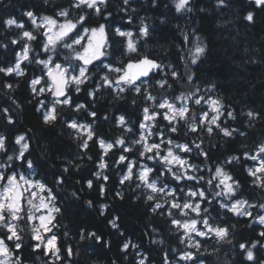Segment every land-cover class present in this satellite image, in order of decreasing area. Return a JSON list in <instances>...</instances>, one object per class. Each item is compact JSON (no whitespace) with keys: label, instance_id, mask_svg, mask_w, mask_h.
<instances>
[{"label":"trees","instance_id":"1","mask_svg":"<svg viewBox=\"0 0 264 264\" xmlns=\"http://www.w3.org/2000/svg\"><path fill=\"white\" fill-rule=\"evenodd\" d=\"M71 0H2L0 2V66H9L16 61L17 50L25 41L11 44L12 39H18L22 30L14 26L8 28L4 21L15 18L24 24V30L33 31L37 36L31 42L30 59L21 64L24 70L23 76H4L0 73V109L7 108L13 117L14 123L9 124L4 113L0 112V136L7 137L8 154H15L18 145L14 140L17 135L24 134L28 137L30 144L26 158L33 161L30 169L36 180L46 184L52 189L56 197L54 205L60 208L55 213L52 228L57 235V247L61 249V260L56 264H138L145 256V264H176L183 260L179 256L185 251L196 252L195 248L187 247L181 243L182 231H177L171 224L170 218L159 209L152 211L154 202H146L145 193L148 189L137 188L139 181L135 175L131 181L124 184L120 180L126 174L125 163H117L121 154L136 160L138 163L140 145H134L130 152L122 153L119 146L114 147L104 157L108 167L103 174L108 180L97 179L95 172L98 168L103 150L100 148L96 137L103 138L107 142H114L118 137L125 139L126 144L138 139L139 125L142 122L143 108L150 107L152 101H145L143 95H137L133 91H126L123 100L114 99L111 89L104 88L96 93L93 99L88 95L98 81V69L95 70L91 79L81 85V91L76 92L75 86L71 84L66 92L71 96L73 104H85L87 107L79 112L73 111L67 106H58L59 113L57 121L52 125H45L42 121V111L38 112V101L40 97L32 93L30 83L33 78L40 77L45 69L43 65L35 63V59H45L41 53V45L44 37L41 35L42 28L36 29L28 17L23 15L26 11H32L36 17H55L61 8H69ZM227 7H217L216 0H192V12L177 13L172 0H157L153 5L152 0H130L129 5H124L123 0H108L106 6H101L102 16L91 15L86 27L106 25L107 41L110 47L107 49L109 55L105 62H113L122 66L129 59H137V53L125 54L126 37L116 35L114 29L132 31L135 35L133 40L137 44L140 57L147 56L157 59L165 66L164 71L170 72L171 68L181 73V79L174 81L169 76V82L173 89L159 88L156 81L163 73L152 72L142 85L157 101L165 97H174L180 93L185 95L196 92L197 96L210 95L218 98L224 105L222 111L225 115L220 117L223 127L237 128L246 133L245 136L234 134L232 138L224 137L218 130L212 136L201 131L199 134L185 136L184 129L179 134H170L167 124L162 117L157 116L153 122L154 133L164 131L166 136L177 142L185 141L191 143L195 140L208 152V158L198 156L194 150L189 157L191 163L202 169L201 176L205 181L209 179L217 165H222L233 178L238 181L240 188L236 199H245L252 204L264 203V189L255 186L253 177L248 175L247 169L254 162L245 159L244 153L254 154L257 145L264 142V8H258L252 0H226ZM122 9H126L123 11ZM135 9V11H133ZM80 10L72 9L71 19L75 20ZM254 13V22L249 23L244 19L247 12ZM107 13H111L107 19ZM131 19V23H129ZM141 19L149 27L147 37L139 36ZM163 21V22H162ZM189 36L185 43L183 35ZM199 37L200 44L206 46L205 53L200 56L196 64H191L189 53L194 51V41ZM6 45L7 47H4ZM65 53L61 51L60 58H54L56 62L67 63L63 60ZM71 55V53H68ZM181 57H184L182 60ZM75 64L76 61H71ZM99 62H97L98 64ZM185 73L193 74L192 82H188ZM119 74H111L115 80ZM5 83H11L13 90L4 87ZM139 83V82H138ZM47 97V94H45ZM133 100L136 101L133 104ZM15 101V103H13ZM193 112L199 115V108L193 101H188ZM19 105V107H17ZM260 113L259 119L249 121L245 115L248 111ZM90 111L97 113L93 118L88 115ZM157 111H161L157 109ZM233 112L236 119L227 118V112ZM123 115L127 121V127L131 132H125L117 124V118ZM107 116V119L104 117ZM76 120L79 123L91 124L96 136L89 141L88 149L80 148L81 140L76 138L75 131L69 129L65 121ZM252 125L251 127L249 125ZM153 140L156 139L154 135ZM141 151V150H140ZM1 155H5L0 153ZM182 155H185L182 153ZM232 156L239 157L230 164L225 160ZM91 157V159H89ZM150 167L157 170L160 165L155 161L144 158ZM25 169L26 163L20 160L12 162ZM76 165H79L77 168ZM64 168L69 171L65 173ZM207 169H212L209 172ZM134 173L137 171L134 168ZM153 177L154 174H153ZM264 177V175H262ZM62 179L63 183H57ZM92 180V188H88L87 181ZM162 181L176 188L177 184L170 176L161 177ZM205 181L196 184L195 181H183L179 187L208 189ZM104 185L103 194L100 186ZM216 191L212 188L209 191ZM75 193V195H73ZM120 195H117V194ZM183 199V197H181ZM157 200H164L157 196ZM89 201L90 208L85 202ZM106 205L103 214L101 206ZM202 207L210 209V215L215 218V223L228 226L230 235L228 239L231 244L217 242L215 237L202 240L201 253L198 259L203 264H264V238L258 233L264 231V226L253 222L251 217H238L226 210L219 209L218 203L213 201L211 205L203 204ZM264 209L253 208V217L261 215ZM175 212V210H173ZM118 218V219H116ZM182 219L183 216H176ZM190 218V217H189ZM110 221H114L118 227H113ZM24 224V222H21ZM234 225V228L232 227ZM251 225V226H249ZM23 246L20 250L23 264H37V256L42 258L43 263L48 259L43 256V249L33 251L32 246L36 243L32 239L30 228L25 224ZM81 231L87 236L95 232L101 237L100 241L95 238L80 240ZM67 233V235H65ZM196 239H200L196 237ZM162 241V242H161ZM260 241L253 249L255 261L245 259L244 253L239 249V243ZM11 246V242H8ZM125 243H129L128 250L122 251ZM132 244L137 247L133 249ZM72 249V256L67 255L66 249ZM207 248V252H204ZM214 249H218L213 253ZM209 253H213L209 255ZM190 263H193L189 261Z\"/></svg>","mask_w":264,"mask_h":264},{"label":"snow or ice","instance_id":"2","mask_svg":"<svg viewBox=\"0 0 264 264\" xmlns=\"http://www.w3.org/2000/svg\"><path fill=\"white\" fill-rule=\"evenodd\" d=\"M48 2L49 0H44L45 4ZM152 2L155 5L157 0H152ZM191 2L192 0H172L177 13L192 12ZM252 2L256 7L264 8V0H252ZM107 3L108 0H71L69 8H61L56 12L55 17L44 16L40 18V23H37V17L32 11H26L23 14L29 18L36 29H45L41 34L45 38L41 45V53L46 58L35 59V63L43 65L47 71L43 72L40 77L33 78L30 87L35 96H45L47 93L53 99H40L37 111H42V121L45 125H52L57 121L59 116L57 111L58 106H67L76 112L86 109L87 106L85 104H73L71 96L66 92V87L74 84L75 91L77 93L80 92V86L86 84L97 69L100 73L98 75L99 82L88 93L93 99L96 98V93L101 89L108 88L115 94L114 99L116 100H123L126 91H133L137 95H143L145 101H152L151 110L147 106L143 108L144 118L139 125L141 133L138 139L131 141L130 145L126 144L125 139L122 137H118L114 142H107L103 138L96 137L100 148L103 150V155L100 157L98 164V168L101 171L95 172L94 175L97 179L108 180V176L103 174V170L108 167L104 157L114 147L119 146L122 153H126L133 150L132 146L140 145L142 150L139 152V157L155 161L156 164L160 165V169L157 170L145 164H138L136 160H131L128 156L121 154L117 163L126 162L125 167L127 171L122 176L120 183L124 184L126 181H131L135 175L139 181L137 188L143 187L148 189V192L144 194L145 200L146 202H154L152 204L153 212L164 209L165 204H167L166 211L161 212V215L166 214L170 218L171 224L175 226V229L177 231L182 230L180 236L181 243H186L187 247L196 249V252H183L179 256V259L191 261L193 264H203V261L198 259V254L203 255L201 253L202 240L215 237L217 242L231 244L232 241L228 239L230 235L229 227L216 224L215 218L210 215V209L202 207V205H211L213 201H216L219 209L226 210L238 217H251L253 222H258L261 226H264V215L253 217L252 211H250V209L257 207L264 209V203L257 205L242 198L236 199L240 184L225 171L222 165H217L214 172H212V169H207L209 172H212V175L206 181L205 177L195 175V173L202 171V169L198 165L191 163L189 157L195 150L198 156L204 157L205 160L208 158V152L202 148V140L200 143H197L195 140L191 143L187 141L180 143L173 140L170 135L166 136L162 130L154 133L152 129L155 127V124L146 122H154L157 116H160L168 122V133L179 134L180 129L183 128L185 136L199 134L201 131L207 133L208 136H212L217 130L224 137L228 138H232L234 134L245 136L246 133L237 128L223 127L220 122V117L225 115L222 111L224 108L223 103L218 98H206L203 95L197 96L196 92H199L198 88L196 92L187 95L180 93L174 97H165L157 101L155 96L142 87L146 83V80H142L141 78H148L150 72L163 73L161 78L156 81V85L159 88L170 90L173 89V84L169 82V76L172 80L179 81L182 78L181 73L175 68H171L170 72H165V66L161 63L147 56L140 57L137 44L133 40L135 34L132 31H123L118 27L114 29L116 35L127 38L125 54L137 53L138 58L135 61L129 59L122 66L111 61L105 62V59L109 55L107 49L110 47L107 41L106 25L101 23L98 27H85V24L91 15L102 16L101 6H106ZM123 4L129 5L130 0H123ZM216 6L227 7L228 5L226 0H216ZM72 9L80 10L75 20L70 18ZM122 10L126 11V9ZM110 15L111 13H107V16H104V18L107 19ZM61 18L63 19L61 20ZM244 19L249 23H253L254 13L252 11L247 12ZM129 23H131V19H129ZM4 24L8 28L14 26L22 30V35L18 39H12L10 41L11 44L15 45L20 43V41L25 42L22 45V51L16 53V62L7 67L0 66V73L4 74V76H11L13 74L23 76L25 73L21 68V64L25 61L28 63L33 62L34 58L30 59V52L33 51L30 45L32 41L37 39V36L33 31L24 30V24L18 22L15 18H8L4 21ZM53 29L56 30L53 31ZM181 34L185 43H187L189 36L183 32ZM148 35L149 27L141 19L139 36L147 37ZM199 40L200 38L197 36L194 41V51L189 53L190 62L193 65L197 63V60L206 51V46L200 44ZM3 46L7 47L6 45ZM61 51L65 53L63 60L67 61V63H58L54 59L60 58ZM68 53H71V55H68ZM181 59L183 60L184 57H181ZM73 60L77 63H71ZM97 62L99 63L97 64ZM113 73L120 75H117L115 80H113L111 78V74ZM184 75L188 82H192L193 74L185 73ZM4 87L9 91L13 90L11 83H5ZM188 101H193L195 105H202V102L210 104L212 114L210 115L208 111H201L197 115L190 108ZM132 102L133 104L136 103L135 100ZM157 109L164 111H157ZM0 112L4 113L9 124L14 123L13 117L9 114L7 108L0 109ZM88 115L95 118L97 113L90 111ZM245 115L249 121L257 120L261 116L260 113L251 110ZM104 118L107 119V116ZM227 118L236 119L231 111L227 112ZM65 124L69 129L74 130L76 138L82 141L80 148L87 150L89 141H92L96 136L92 125L79 123L76 120H66ZM117 124L125 132L132 131L131 128L127 127V121L123 115L117 118ZM249 126L251 127L252 125L250 124ZM153 135L159 137V142H148V137ZM14 143L15 145H19L18 151L15 154H8L7 137L0 136V153L5 154L7 157L3 163H0V232L3 233L0 235V264H23L20 250L23 246V236L21 233L25 231V224L30 228L32 239L38 241V243L32 246L33 251L43 249L44 257L48 258L45 264H56L57 261L61 260V249L57 247L58 237L52 232V228L55 227V224H53L55 220L54 213H59L60 208L53 204L56 197L53 195L52 189L48 188L45 183L32 180L16 171H8L12 167L11 162L16 160L25 162L28 169H32L34 166L33 161L27 159L25 155L30 149L28 137L24 134L17 135ZM180 153L185 155H181ZM244 157L245 159L258 162L255 168H249L247 171L248 175L254 178L252 183L264 189V177L258 175L264 173V142L257 145L254 154L244 153ZM238 159L239 157L232 156L225 160L224 163L230 164L233 160ZM76 167L78 168L79 165H76ZM134 168L137 169L135 173L133 171ZM63 171L67 173L69 169L64 168ZM153 174L155 178H153ZM166 176H170L176 182V188L169 187L167 183L161 180V177ZM183 181H195L196 184L205 181L208 189L196 187L185 190L184 187H179ZM56 182L58 184L63 183V180L58 179ZM87 186L88 188H92V180L87 181ZM212 188L217 190L211 192L210 197L209 191ZM100 189L101 194H103V184H101ZM117 195L120 194L118 193ZM157 196L163 198L164 203L157 200ZM106 207V205L101 206L102 214ZM37 213H40V215H36ZM190 213H195L196 218L183 221L176 218L177 215L187 217ZM36 220L39 221L38 225L33 223ZM21 222H24V224ZM110 223L113 227H118L114 221H110ZM198 224L200 227L197 226ZM232 227L234 228V225ZM41 230H43V233H51V235L44 236ZM258 235L264 238V231H260ZM195 237H199L200 239H195ZM92 238H95L96 241L101 240V237L95 232H90L86 236L81 231V241ZM8 242H11L12 247L9 246ZM258 244H260V241H254L250 246L248 243H239V249L244 253L246 260L255 261L253 249ZM261 246L264 247V245ZM131 247L135 249L137 246L132 244ZM128 248L129 243H125L122 251L126 252ZM207 251V248H204V252ZM216 251L218 249H214L213 253ZM66 252L69 257L73 254L70 247L66 249ZM213 253H209V255ZM37 259L39 260L40 256H37ZM146 260L147 257L145 256L138 261V264H145Z\"/></svg>","mask_w":264,"mask_h":264},{"label":"rangeland","instance_id":"3","mask_svg":"<svg viewBox=\"0 0 264 264\" xmlns=\"http://www.w3.org/2000/svg\"><path fill=\"white\" fill-rule=\"evenodd\" d=\"M40 18H42V17H37V23H40L41 22V19ZM63 18H61V20H62ZM86 27V26H85ZM91 27H98V26H91ZM56 29H53V31H55ZM45 31V29L44 28H42V32H44ZM45 39V38H44ZM20 51H22V46H21V48L20 49H18L17 50V52H20ZM45 58H46V56H44ZM16 62V61H15ZM14 62V63H15ZM58 63H60V62H58ZM47 70L45 69V72H46ZM120 75V74H119ZM49 83H50V81H48ZM71 85V84H70ZM70 85H68L67 87H69ZM74 85V84H73ZM75 86V85H74ZM37 87H39V85H37ZM67 87H66V90H67ZM47 94V93H46ZM206 98H213V99H215L214 97H212V96H210V95H206L205 96ZM40 99H46V100H51V99H53V97H51V95L50 94H47V97H45V96H40ZM39 99V100H40ZM62 99V98H61ZM197 107L199 108V114L201 113V111H208L209 112V114L211 115L212 113H211V105L210 104H206V103H203L202 102V105H197ZM162 111H164V110H161V112ZM143 118H144V113H143V116H142V121H143ZM164 120V119H163ZM166 121V120H165ZM167 122V121H166ZM146 123H149V124H152L153 122H151V121H148V122H146ZM152 131H153V129H152ZM154 132V131H153ZM140 133H141V129H139V131H138V138H139V135H140ZM153 138H154V135L153 136H150V137H148V142L149 143H151V142H159V137L158 136H156V139L157 140H153ZM166 147V146H165ZM18 149H19V145H18ZM140 150H142L141 149V147H140V149L139 148H137V151L138 152H140ZM177 152H178V150H176ZM255 153V152H254ZM181 155H182V153H180ZM6 155H1L0 154V163H3L5 160H6ZM257 161H254L252 164H251V166H250V168H255L256 166H257ZM11 164H12V167H11V169H9L8 171H16V172H18V173H22V174H24L26 177H28V178H30V179H32V180H36L35 179V177H34V174L31 172V170L30 169H28L27 168V166H25V169H22L21 167H20V165H14L12 162H11ZM138 164H145V165H147V166H149L150 167V165L148 164V162H146L145 160H143V159H139L138 160ZM127 170V169H126ZM195 175H198V176H201V173L200 172H197V173H195ZM258 175H264V173H260V174H258ZM153 178H155V177H153ZM38 181V180H37ZM164 183H167L166 181H163ZM168 185H169V183H167ZM170 187V186H169ZM215 190H217V189H215ZM38 191V190H37ZM160 197V196H159ZM161 198V197H160ZM163 199V198H162ZM38 202V201H37ZM193 202H195V201H193ZM53 204H54V201H53ZM165 205H167V204H165ZM51 206V205H50ZM36 215H40V213H37ZM54 215H55V213H54ZM261 215H264V210L261 212ZM196 218L195 217V213H190L189 214V216H187V217H184L183 216V218L182 219H180V220H187V219H190V218ZM34 224H36V225H38L39 224V221L38 220H36V221H34L33 222ZM198 227H200V225L198 224L197 225ZM50 227H51V225H50ZM42 231V233H43V230H41ZM182 231V230H181ZM52 232H53V230H52ZM3 233L2 232H0V235H2ZM43 235L44 236H50L51 235V233H43ZM194 235V234H193ZM195 239H196V237H195ZM36 243H38V241H35ZM9 246L10 247H12L10 244H9ZM44 256V255H43ZM36 263L37 264H42L43 263V261H42V258H40L39 260L37 259L36 260ZM176 264H193V263H190L189 261H183V262H181V263H179V262H177Z\"/></svg>","mask_w":264,"mask_h":264},{"label":"water","instance_id":"4","mask_svg":"<svg viewBox=\"0 0 264 264\" xmlns=\"http://www.w3.org/2000/svg\"><path fill=\"white\" fill-rule=\"evenodd\" d=\"M149 58H150V59H154V58H151V57H149ZM135 60H136V59H134L133 61H135ZM154 60H156V61L158 62L157 59H154ZM127 62H128V61H127ZM127 62H126V63H127ZM126 63H125V64H126ZM151 73H152V72H150V74H151ZM121 74H122V73H121ZM150 74H149V76H150ZM141 79H146V78H141ZM85 205H86L87 208H90V207H91L89 201H86V202H85Z\"/></svg>","mask_w":264,"mask_h":264}]
</instances>
